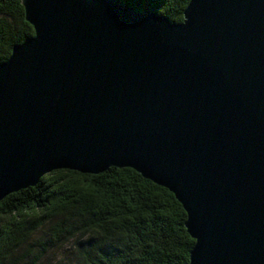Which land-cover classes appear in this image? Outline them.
<instances>
[{"label": "water", "instance_id": "water-1", "mask_svg": "<svg viewBox=\"0 0 264 264\" xmlns=\"http://www.w3.org/2000/svg\"><path fill=\"white\" fill-rule=\"evenodd\" d=\"M20 1L34 34L0 63V201L130 167L181 203L189 264H264V0H190L178 23Z\"/></svg>", "mask_w": 264, "mask_h": 264}, {"label": "trees", "instance_id": "trees-1", "mask_svg": "<svg viewBox=\"0 0 264 264\" xmlns=\"http://www.w3.org/2000/svg\"><path fill=\"white\" fill-rule=\"evenodd\" d=\"M113 1L178 23L190 0ZM33 34L21 1L0 0V63ZM185 220L172 192L130 167L56 169L0 201V264H35L66 244L69 264H189L195 240Z\"/></svg>", "mask_w": 264, "mask_h": 264}, {"label": "rangeland", "instance_id": "rangeland-1", "mask_svg": "<svg viewBox=\"0 0 264 264\" xmlns=\"http://www.w3.org/2000/svg\"><path fill=\"white\" fill-rule=\"evenodd\" d=\"M70 242V241H69ZM68 242V243H69ZM70 250V245L66 244L63 248L59 247H51L47 249V252L43 253V257L39 260H35V264H53L59 261L58 259H62V264H69V260L63 256ZM31 263V262H30ZM15 264H18L15 262Z\"/></svg>", "mask_w": 264, "mask_h": 264}]
</instances>
